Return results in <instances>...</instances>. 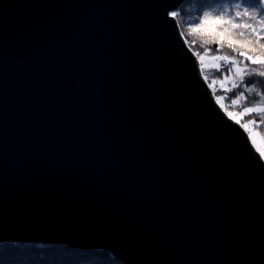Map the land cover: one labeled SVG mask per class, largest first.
Returning <instances> with one entry per match:
<instances>
[{"label":"water","instance_id":"95a60500","mask_svg":"<svg viewBox=\"0 0 264 264\" xmlns=\"http://www.w3.org/2000/svg\"><path fill=\"white\" fill-rule=\"evenodd\" d=\"M0 0V243L126 264H264V161L170 13Z\"/></svg>","mask_w":264,"mask_h":264},{"label":"trees","instance_id":"16d2710c","mask_svg":"<svg viewBox=\"0 0 264 264\" xmlns=\"http://www.w3.org/2000/svg\"><path fill=\"white\" fill-rule=\"evenodd\" d=\"M241 0H186L174 12L180 13L175 17L185 43L201 64L200 72L207 83L209 89L213 91V95L218 105L227 114V116L237 122L228 115L229 112L240 113L245 108L264 106V97L260 96V92L264 91V86L258 81H264L255 73L264 72V64H251L245 61L244 57L238 56L239 52H247L251 56L264 58V39L251 32V29L232 28L231 25H224L229 29L234 39L244 42V45H236L234 50L229 48L227 41L217 51L218 43L213 42L211 37H207L202 33H189V25L196 22L197 17L204 12L213 14L225 13L228 9V15H233L236 11L235 5ZM257 4V0H245L243 7H252ZM264 11V9H261ZM237 23H251L255 25L260 37H264V30L255 20L243 18L237 20ZM243 33V35H241ZM232 56L243 69V74H238L233 68L228 71L226 68H216L221 63L220 60H213L214 56ZM205 57L201 60V57ZM206 63H210L206 67ZM203 65V66H202ZM233 73L232 79H227L221 84V80L225 75ZM215 82V83H214ZM236 85L237 87H233ZM241 92L244 93L241 96ZM237 100L238 103H233ZM264 113H251L245 115L243 120L238 123L250 135L249 131L243 127V124H249L255 120L256 127L259 128L264 121L261 120ZM250 137V136H249ZM254 147V146H253ZM255 148V147H254ZM256 150V148H255ZM257 151V150H256ZM258 152V151H257ZM0 264H126L120 261L115 255L105 250H83L75 249L69 246H54L52 244H44L39 242H1L0 243Z\"/></svg>","mask_w":264,"mask_h":264},{"label":"snow or ice","instance_id":"6c2138e0","mask_svg":"<svg viewBox=\"0 0 264 264\" xmlns=\"http://www.w3.org/2000/svg\"><path fill=\"white\" fill-rule=\"evenodd\" d=\"M245 3V0H241L240 3L235 5L236 11L233 15H228L227 13L231 11V9H228L225 13H219V14H213L211 12H204L201 14V16L197 17L196 22L189 25L188 31L189 33H202L203 35L207 37H211L213 42L218 43L217 51L220 50V48L224 45L225 41H227V44L229 48H235L236 45H244L243 41L234 39L233 36L230 34L229 29L226 27H223L224 25H231L232 28H245V29H251V32L256 34L258 38L264 39V37H260L259 33L257 32V29L255 25L251 23H237V20H242L243 18H248V20H255L257 23L261 26V29L264 30V11L261 9H264V0H257V4L252 7H243L242 5ZM169 15H171L173 18L180 15V13L172 12ZM243 35V33H241ZM238 56L244 57L245 61H250L251 64H264V58L251 56L247 52H239L237 53ZM205 57H201V60L203 61ZM213 60H220L226 62L230 67L228 69L229 72L235 68L236 72L238 74H243V69L239 67L238 61L232 57V56H214L211 57ZM220 65H216V68H219ZM255 75L264 78V72H258L255 73ZM228 79V76L225 75L224 78L220 81L221 84L224 83L225 80ZM215 83V82H214ZM257 83H261L262 86H264V81H258ZM233 87H237L236 85H233ZM244 93L241 92V96H243ZM260 96L264 97V91H261ZM233 103H238L237 100H233ZM251 113H264V106L260 107H249L245 108L243 112L240 113H233L229 112L228 115L235 119L237 123H240L243 120V117L245 115H249ZM261 120L264 121V117H261ZM257 121L253 120L249 124H243V127L245 129H248L249 131H252L251 125L256 124ZM258 133L252 132V143L257 146V148L260 149L261 155H264V147L261 146L262 141H264V138H261L260 140L257 139Z\"/></svg>","mask_w":264,"mask_h":264},{"label":"rangeland","instance_id":"374dc122","mask_svg":"<svg viewBox=\"0 0 264 264\" xmlns=\"http://www.w3.org/2000/svg\"><path fill=\"white\" fill-rule=\"evenodd\" d=\"M216 64H214L215 66L217 65V62H215ZM208 65H210V63L208 64V63H206V67L208 66ZM203 66V65H202ZM220 69H222V68H220ZM232 76H233V73L232 74H230L229 75V78L228 79H232ZM213 92V91H212ZM215 97V96H214ZM227 115V114H226ZM233 121V120H232ZM235 122V121H234ZM235 123H237V122H235ZM251 129H252V131H249L248 129V131H249V133H250V138L252 137V132H256V133H258V137H257V139L258 140H260L261 138H264V125L262 124L261 126H259V128L258 127H256L255 126V124L254 125H251ZM252 140V139H251ZM254 146H255V148H256V150L260 153V149L259 148H257V146L254 144ZM261 146L262 147H264V141H262V143H261ZM261 154V153H260ZM262 156V158L264 159V155H261Z\"/></svg>","mask_w":264,"mask_h":264},{"label":"bare ground","instance_id":"6f19581e","mask_svg":"<svg viewBox=\"0 0 264 264\" xmlns=\"http://www.w3.org/2000/svg\"><path fill=\"white\" fill-rule=\"evenodd\" d=\"M199 63V62H198ZM199 68H201L200 67V63H199ZM249 139H250V141H251V143H252V140H251V138L249 137ZM252 145L254 146V144L252 143ZM255 147V146H254ZM39 243H42V242H39ZM44 244H48V245H50V244H52V245H54V246H68V245H63V244H55V243H48V242H43ZM70 247V246H69ZM110 253H112V252H110ZM121 261V260H120ZM123 262V261H122Z\"/></svg>","mask_w":264,"mask_h":264},{"label":"built area","instance_id":"2783aa9c","mask_svg":"<svg viewBox=\"0 0 264 264\" xmlns=\"http://www.w3.org/2000/svg\"><path fill=\"white\" fill-rule=\"evenodd\" d=\"M218 65H220V68H226L228 66V64L224 61H222L221 63H219Z\"/></svg>","mask_w":264,"mask_h":264}]
</instances>
